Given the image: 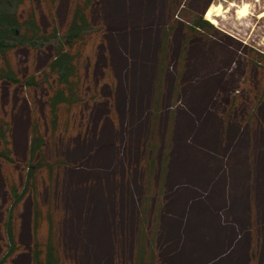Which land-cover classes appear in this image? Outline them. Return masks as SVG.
<instances>
[{
  "label": "rangeland",
  "instance_id": "rangeland-1",
  "mask_svg": "<svg viewBox=\"0 0 264 264\" xmlns=\"http://www.w3.org/2000/svg\"><path fill=\"white\" fill-rule=\"evenodd\" d=\"M95 2L92 23L105 32L91 73H86L91 59L83 61L85 75L92 78L86 88L108 99L112 92L101 73L105 67L112 70L117 121L107 102L98 110L91 102L81 110L87 125L82 135L58 134L53 140L46 135V156L55 155L64 165L51 188L41 186L40 194L62 212L58 241L65 255L75 264L130 261L147 197L140 160L151 153L159 162L170 141L164 197L159 195L165 201L162 214L157 219L150 201L144 227L151 236L159 222L160 262L264 264V98L259 102L264 92V0ZM33 3L43 32L63 27L69 0H56L53 20L40 0ZM213 6L219 8L211 15L215 22L206 17ZM191 15H201L214 28L187 34L183 22ZM51 54V46L35 54L20 48L9 59L25 77L42 72ZM45 97V84L26 88L0 82V131L7 125L17 161L11 178L22 171L32 117L45 125ZM161 163L153 183L162 176ZM5 169L0 163V259L1 224L11 201L2 178ZM237 187L233 214L227 200ZM220 188L222 205L214 202ZM29 206L26 197L21 215L13 214L22 219L18 229L24 249L6 264L27 263ZM245 212L248 222L240 228L235 218Z\"/></svg>",
  "mask_w": 264,
  "mask_h": 264
},
{
  "label": "trees",
  "instance_id": "trees-1",
  "mask_svg": "<svg viewBox=\"0 0 264 264\" xmlns=\"http://www.w3.org/2000/svg\"><path fill=\"white\" fill-rule=\"evenodd\" d=\"M33 1L0 0V82L3 81L13 85L21 84L26 88L38 87L41 84L46 86L45 125H42L38 116L32 117L29 124V144L25 162L22 164L21 173L19 171V175L14 173L12 178L9 177V171H16L17 161L13 156L11 143L8 139L7 125H5L6 129L0 131V163L5 164V168H7L2 178L7 185L11 199L9 208L5 211L6 217L1 224V232L3 233L1 249L4 255L0 259V264H6L8 260L10 262L23 252L24 248L20 243L18 229L22 219H19V217L18 220L16 217L13 218V214L16 210L21 215V204L26 197L30 202L27 216L29 228L26 236L28 239L26 264H75L65 255L58 241V228L62 221L61 210L56 208L51 198L46 201L41 200V186H48L50 189L56 172L64 165V161L55 157V155L50 158L46 156V135L52 140L58 134L64 138L76 134L77 136L82 135L87 125L84 122V117L82 118L80 115L81 110L83 111V106L86 103L90 104L91 102L94 108L97 107V110L102 102H107L110 108V116L113 117L114 121H117V115L113 107L115 106L114 90L116 83L112 70L105 67L102 69L101 81L109 88V92H112L110 97L108 99L106 97L102 98L98 91L93 93V89L88 90L86 88L87 84L92 82V78H87L88 76L85 74L89 73V70L90 73L92 71L100 37L105 32L103 26H95L92 23L90 11L96 3L95 0H69V8L66 12L63 27L57 29L53 26L48 33L43 32ZM40 1L44 12L52 19L56 0ZM183 23L185 32L190 35L214 28L201 15H191ZM172 29H174V24L171 25ZM185 44H187V41ZM46 46H51L52 54L43 71L40 73L30 72L29 75L20 77L12 66L9 55L20 48L30 49L35 54ZM182 53L181 55H183ZM257 56L256 58L261 57V55ZM256 58H253V60H255L256 65H259ZM88 59H91L89 61L90 67L85 73L83 61ZM263 98L264 92L259 102ZM60 111L62 112L61 120L58 119ZM170 149L171 143L169 141L167 153L159 161L162 162L160 165V175L162 174V176L159 177L157 183H153L154 177L156 179L157 174H159V162L156 156L150 153L149 157L140 160L142 186L147 191V197L142 200L144 201L142 219L138 220V231L132 245L134 250L127 264H170L172 262L167 260H161L160 262L158 257L160 252H164L162 249L159 252L156 250L159 242L156 238H163L158 234L156 236V233H159L161 229L159 228V222L154 223L156 227H153L151 236L145 233L144 229L147 225L146 216L150 201L152 206L154 205L155 211H157V219H160L162 214L165 201L160 196L164 197L168 152ZM158 200L159 202H157ZM43 218L45 219L44 222H42ZM15 219L17 223L14 221ZM42 232L44 237L41 238ZM16 238L19 240V244L16 242ZM144 241L148 243L147 246L141 245V242Z\"/></svg>",
  "mask_w": 264,
  "mask_h": 264
},
{
  "label": "crops",
  "instance_id": "crops-1",
  "mask_svg": "<svg viewBox=\"0 0 264 264\" xmlns=\"http://www.w3.org/2000/svg\"><path fill=\"white\" fill-rule=\"evenodd\" d=\"M262 170H264V168H262ZM200 177H202V176L200 175V176L198 177V179H199ZM258 181H259V180H258ZM242 184H245V182H243ZM238 190H239V187L235 188V190H234L233 192H231V194H230V197H229V200H230V201L227 200V204H228V202L230 203V211L233 212V214H235V213H234V210H233V208H234V203H233V202L236 201L235 198H234V195L236 194V192H237ZM221 191H222V189L220 188L217 197H216V198L214 197V202H215V201H216V202L218 201V204H220V205H222V203H224L223 199H225V198L222 196L223 193H221ZM216 202H215V203H216ZM247 214H248V213H246V212H245V215H244V216H240V214H237V217L235 218V220H236V222L239 224L240 228L245 227L244 224L246 225V223L248 222ZM242 215H243V214H242ZM243 219L246 220V221L244 222ZM162 236H163V235H162ZM189 241H191L190 238H189ZM190 245L193 246V243H191ZM192 252H194V250H192Z\"/></svg>",
  "mask_w": 264,
  "mask_h": 264
},
{
  "label": "bare ground",
  "instance_id": "bare-ground-1",
  "mask_svg": "<svg viewBox=\"0 0 264 264\" xmlns=\"http://www.w3.org/2000/svg\"><path fill=\"white\" fill-rule=\"evenodd\" d=\"M216 10V11H218V9L219 8H217V7H215V6H213V7H210L208 10H207V13H206V17L210 20V21H212V22H215V20L212 18V14H214L215 12L213 11V10ZM241 9V8H240ZM239 9V10H240ZM240 11H244V9H241ZM247 11V10H246ZM214 12V13H213ZM216 16H218L219 14L217 13V14H215ZM242 15H245V13L243 12V14ZM261 17L262 16H264V13H262L261 15H260ZM242 17V16H241Z\"/></svg>",
  "mask_w": 264,
  "mask_h": 264
}]
</instances>
